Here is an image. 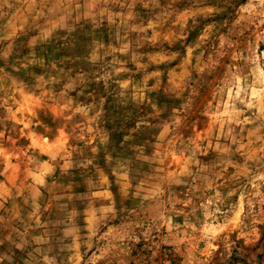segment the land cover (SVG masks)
Wrapping results in <instances>:
<instances>
[{
    "label": "rangeland",
    "instance_id": "rangeland-1",
    "mask_svg": "<svg viewBox=\"0 0 264 264\" xmlns=\"http://www.w3.org/2000/svg\"><path fill=\"white\" fill-rule=\"evenodd\" d=\"M0 264H264V0H0Z\"/></svg>",
    "mask_w": 264,
    "mask_h": 264
}]
</instances>
